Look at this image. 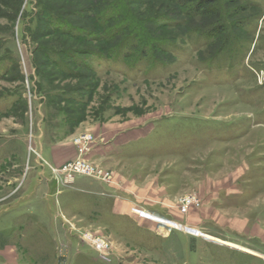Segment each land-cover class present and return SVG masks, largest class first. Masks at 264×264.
I'll list each match as a JSON object with an SVG mask.
<instances>
[{
  "label": "rangeland",
  "instance_id": "1",
  "mask_svg": "<svg viewBox=\"0 0 264 264\" xmlns=\"http://www.w3.org/2000/svg\"><path fill=\"white\" fill-rule=\"evenodd\" d=\"M46 1L0 0V264H264V0H143L151 44L120 7L97 26L66 0L98 36H39ZM80 136L110 180L42 166L82 157Z\"/></svg>",
  "mask_w": 264,
  "mask_h": 264
},
{
  "label": "trees",
  "instance_id": "2",
  "mask_svg": "<svg viewBox=\"0 0 264 264\" xmlns=\"http://www.w3.org/2000/svg\"><path fill=\"white\" fill-rule=\"evenodd\" d=\"M20 0H17V4H19ZM72 2L82 3L83 7L79 10V12L74 11L76 15L80 14V19H91L95 21V25H99L95 18L91 17V14L94 15V10L99 11L105 8L117 7L121 8L120 16L121 22L115 21V26L121 27L119 29H126L129 34H133V36L138 37V42L141 44H151L149 41H155V37L153 34L148 36V32L151 30H147V23L151 22L154 24L153 19L148 15H143V13L139 9V6L145 5L143 0H66ZM175 6L180 10L184 11L186 15H206L209 11L216 6L217 0H173ZM59 2L58 0H47L43 7L41 8L38 15V35L41 36L43 32L47 30V28H51L53 32L62 33L68 37L77 38V39H87L94 37L96 38L98 35L94 32H88L86 30L77 29V27L71 26L67 21H62L58 15V13L52 9V5L54 3ZM19 6V5H18ZM138 6V7H137ZM146 6V5H145ZM119 10V9H118ZM17 11V10H16ZM118 12V11H117ZM119 15V13H117ZM41 18V19H40ZM126 20H129V22ZM126 22V23H124ZM149 23V24H151ZM100 26V25H99ZM97 30V29H96ZM118 31V30H117ZM47 32V31H46ZM49 33V31H48ZM94 34V35H93ZM145 35V36H144ZM151 41V42H152ZM154 43V42H153ZM153 45V44H152ZM46 53V52H45ZM45 59L49 58L48 54L44 55Z\"/></svg>",
  "mask_w": 264,
  "mask_h": 264
},
{
  "label": "built area",
  "instance_id": "3",
  "mask_svg": "<svg viewBox=\"0 0 264 264\" xmlns=\"http://www.w3.org/2000/svg\"><path fill=\"white\" fill-rule=\"evenodd\" d=\"M89 138H90L89 136H80L77 138L76 144H78L81 147L80 152L82 153V157H80L74 163H71L58 170L54 169L47 163H43L42 166H48V168L51 170V173L54 176H59L58 180L63 186H70L73 183L74 178L76 176H87V177L95 176L96 178L102 179L103 181L110 180V176L108 173H104L100 170H97L95 167L92 166V164L87 159L84 158V156L88 152L87 145L91 141ZM193 201L194 200L191 197H185L183 199V204H182V208H184L183 212L186 211V207L188 203H192ZM85 241L96 252L101 253L102 255L107 254L108 243L105 240L86 234Z\"/></svg>",
  "mask_w": 264,
  "mask_h": 264
}]
</instances>
